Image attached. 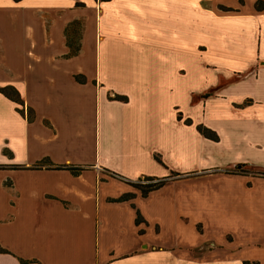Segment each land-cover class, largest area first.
I'll return each mask as SVG.
<instances>
[{
	"label": "crops",
	"instance_id": "1",
	"mask_svg": "<svg viewBox=\"0 0 264 264\" xmlns=\"http://www.w3.org/2000/svg\"><path fill=\"white\" fill-rule=\"evenodd\" d=\"M258 2L0 0V264H264Z\"/></svg>",
	"mask_w": 264,
	"mask_h": 264
},
{
	"label": "trees",
	"instance_id": "2",
	"mask_svg": "<svg viewBox=\"0 0 264 264\" xmlns=\"http://www.w3.org/2000/svg\"><path fill=\"white\" fill-rule=\"evenodd\" d=\"M17 1H20V0H17ZM263 0H259L258 4H257V8L260 9V5L262 3ZM1 93H3L8 99L12 100V101H15L17 102L18 104H20L21 106H24V103L23 101L21 100V97H20V94L16 91V90H12L11 88H7V89H1L0 90ZM23 115L25 114V111L22 109H18ZM28 119L31 121L32 119L28 116ZM199 132L205 136L206 138L208 139H211L213 141H218L219 138L218 136L211 130L203 127V126H200L199 127ZM0 168H2L0 166ZM15 169H22L21 167H18V166H14ZM164 184V182H158L156 184H152V185H148V186H143V185H140V184H133L135 187H138L142 190L143 192V195H147L148 193L162 187ZM139 222V219H137V223ZM1 253H6L5 250H3L1 247H0V254Z\"/></svg>",
	"mask_w": 264,
	"mask_h": 264
}]
</instances>
